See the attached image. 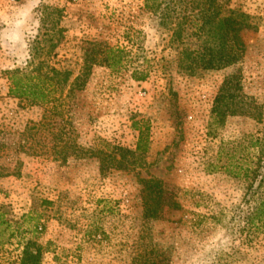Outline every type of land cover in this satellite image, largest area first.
<instances>
[{
  "label": "rangeland",
  "instance_id": "1",
  "mask_svg": "<svg viewBox=\"0 0 264 264\" xmlns=\"http://www.w3.org/2000/svg\"><path fill=\"white\" fill-rule=\"evenodd\" d=\"M217 1L254 27L240 34L239 63L202 70L181 53L200 44L194 32L174 39V25H160L174 6L0 0V264H20L27 241L40 264H264V233L247 223L261 190L217 161L223 145L253 168L248 141L264 137V0ZM44 6L59 11L53 30ZM109 48L122 54L113 68ZM31 58L69 73L61 102L9 95V73L31 71ZM232 74L246 114L214 117ZM150 181L161 183L156 218L143 212Z\"/></svg>",
  "mask_w": 264,
  "mask_h": 264
},
{
  "label": "trees",
  "instance_id": "2",
  "mask_svg": "<svg viewBox=\"0 0 264 264\" xmlns=\"http://www.w3.org/2000/svg\"><path fill=\"white\" fill-rule=\"evenodd\" d=\"M190 2L192 4L191 10H197L194 14L191 11L185 13L186 10L182 9L183 6L187 9L186 0H144V7L156 11L161 7L170 8L174 6L170 12L162 11L160 13V25L165 28L174 25L175 29L172 31L174 39H180L185 30L194 32L200 44L195 49L186 47L181 51L184 60L190 66H197L202 70H217L239 63L244 53L240 34L254 27L249 22L250 17L220 4L217 0H190ZM58 18L59 11L57 9L47 6L42 8L40 22L44 26L48 25L50 30L56 28ZM49 42V48L52 50L56 46V42L54 43L53 39H49ZM106 57L108 61H111L109 67L113 68L120 63L122 54L119 49L109 48ZM33 65L31 71L16 69L9 73V95L34 105L61 102L59 89L68 82L69 73L46 68L43 61L34 64V58H31L27 62V66ZM145 78L146 75H140L135 80L143 81ZM238 80L239 76L236 74L229 75L224 79L219 93L214 99L211 111L214 117L223 118L246 114ZM255 117L258 122L261 121L260 113ZM248 145L257 149L256 162L253 168L244 163L242 157L236 159L232 155L227 156L228 152H225L227 150L223 145L219 147L217 152V161L226 157V161L220 165L221 170L236 178L249 179L251 184L257 182V189L261 190L259 201L248 217L247 223L250 230L264 233V137L253 139L251 136ZM140 148V144H138V150H141ZM244 165L246 167H243ZM148 184L150 186L147 187L148 191L143 197V212L148 218H156L162 193L161 183L150 181ZM41 254L40 245L34 241H27L22 251L20 264H40Z\"/></svg>",
  "mask_w": 264,
  "mask_h": 264
},
{
  "label": "clouds",
  "instance_id": "3",
  "mask_svg": "<svg viewBox=\"0 0 264 264\" xmlns=\"http://www.w3.org/2000/svg\"><path fill=\"white\" fill-rule=\"evenodd\" d=\"M39 0H29V4L32 5L33 7L38 5ZM26 11L22 12V18H27V15L31 13L32 8L28 7L27 5L25 6ZM21 21H18L17 23L19 24Z\"/></svg>",
  "mask_w": 264,
  "mask_h": 264
}]
</instances>
